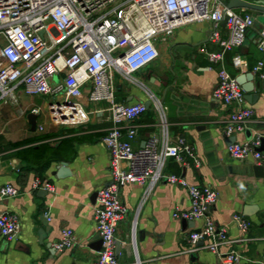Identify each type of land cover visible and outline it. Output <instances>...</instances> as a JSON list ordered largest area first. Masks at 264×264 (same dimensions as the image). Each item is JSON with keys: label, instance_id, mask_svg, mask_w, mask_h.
Here are the masks:
<instances>
[{"label": "crops", "instance_id": "0c3cea01", "mask_svg": "<svg viewBox=\"0 0 264 264\" xmlns=\"http://www.w3.org/2000/svg\"><path fill=\"white\" fill-rule=\"evenodd\" d=\"M235 10L252 14L246 8ZM259 27L250 28L244 45L225 54L224 66L235 77L252 70L262 56ZM212 29L210 20L180 27L159 44V57L140 76L168 107L172 131L185 135L201 162L197 166L192 160L186 167L171 158L167 170L218 192L209 215L228 230L230 241L221 245V253L237 251L240 259L233 264H264V175H256L250 169L251 161L236 160L228 151L232 137L235 142H244L264 135V79L257 75L261 85L252 93L258 96L246 99L247 106L255 110L248 129L227 135L225 123L233 107L212 95L221 67L207 56L209 51L221 50L219 43L209 39ZM220 31L223 38L229 36L225 23ZM236 56L242 59L240 66L234 62ZM59 78L55 76L52 82ZM14 94L15 98L7 101L0 98V213H17L21 229L15 240L1 242L0 264H93L101 238L94 218L95 193L111 182L110 153L102 140L112 126L104 110L107 103L89 102L83 96L90 120L65 125L51 121L48 114L58 96L28 95L23 86ZM117 99L136 102L148 97L144 87L126 83L118 87ZM38 107L44 112L38 114L33 129L27 115ZM136 124L134 144L143 146L159 129L155 108L150 105ZM62 163L68 172L61 171ZM36 178L52 182L55 191L34 189ZM7 184L18 188L19 194L2 197L1 188ZM121 197L128 209L116 233L121 264H219L218 254L203 241L190 250L189 233L202 227L204 218L174 215L177 207H191L186 188L162 182L145 198L144 187L130 183L122 187ZM237 214L249 221L248 232L241 229ZM64 228L75 231L78 243L58 251L54 243Z\"/></svg>", "mask_w": 264, "mask_h": 264}, {"label": "built area", "instance_id": "2783aa9c", "mask_svg": "<svg viewBox=\"0 0 264 264\" xmlns=\"http://www.w3.org/2000/svg\"><path fill=\"white\" fill-rule=\"evenodd\" d=\"M210 20L213 29L209 39L219 43L221 50L207 52L208 59L220 64L213 97L233 107L225 132L233 135L248 129L255 110L246 104L245 90L224 66L227 51L244 45L247 33L254 26L251 13H239L223 0H0V98H15L19 86L28 95H55L48 114L51 121L65 125L88 122L91 112L81 100L105 102L111 128L103 137L110 153L111 182L97 191L94 218L102 238V247L93 264H121L117 254V229L126 217L127 206L121 189L135 183L144 187L147 198L159 183L183 186L188 190L191 207H177L174 215L184 219L204 218L202 227L189 233L190 250L199 241L219 256V264L238 262L237 251L221 253L222 244L230 241L228 230L209 215L218 199V192L209 185L191 183L185 176L167 170L173 158L182 166L193 160L201 162L193 146L181 132H174L168 119V107L146 85L140 72L159 57V44L180 27ZM225 23L229 36L223 38L220 26ZM258 42L261 58L252 71L264 79V32ZM242 64L240 56L234 58ZM55 76L59 81L53 83ZM135 84L145 88L148 101L158 114L157 132L151 133L143 146H135L136 120L150 106L146 101L126 102L117 99L118 87ZM25 111H21L24 113ZM42 114L44 110L34 111ZM43 129L44 125L39 124ZM263 134L228 146L229 154L239 161L264 164ZM33 188L55 191L47 179L36 178ZM19 194L18 188L7 184L2 197ZM49 211L46 215L49 217ZM241 229L249 231L250 223L235 215ZM21 229L17 213H0V245L15 240ZM247 239V238H244ZM243 239H238V241ZM78 243L72 228H64L54 243L58 251Z\"/></svg>", "mask_w": 264, "mask_h": 264}, {"label": "water", "instance_id": "95a60500", "mask_svg": "<svg viewBox=\"0 0 264 264\" xmlns=\"http://www.w3.org/2000/svg\"><path fill=\"white\" fill-rule=\"evenodd\" d=\"M223 1L230 8L250 9L252 11V16L254 17V21H255L254 27H256V25L258 27L260 26L259 32H264V0H223ZM236 79L243 86V89L246 91L245 97L247 100L251 101L258 96L256 93H252V91H254V89L256 87L259 88L261 85V82L257 79V75L252 70L246 71L244 73H240L239 75H237ZM146 105L150 106V101L147 100ZM27 118H28L32 128L36 129L38 114L33 112V111L29 112L27 115ZM199 127L205 128V125L200 124ZM234 142H235V137H232L230 144H232ZM258 149L259 150L264 149V135L262 136V143L258 147ZM250 163H251L250 169H252L256 173V175H258V176L264 175V166L263 165L253 163L252 161ZM62 164L64 165V167H62L64 169H62L61 171L66 172L67 169L65 167V163H62ZM95 195L97 196V192L95 193ZM101 247H102V238H100V241L96 245L95 248L100 250ZM118 247H119V242H117V249H116L117 251H118Z\"/></svg>", "mask_w": 264, "mask_h": 264}, {"label": "rangeland", "instance_id": "374dc122", "mask_svg": "<svg viewBox=\"0 0 264 264\" xmlns=\"http://www.w3.org/2000/svg\"><path fill=\"white\" fill-rule=\"evenodd\" d=\"M55 101H58V100H55Z\"/></svg>", "mask_w": 264, "mask_h": 264}]
</instances>
